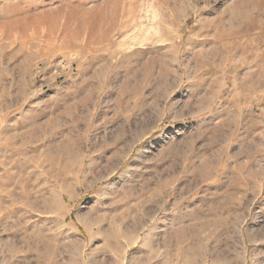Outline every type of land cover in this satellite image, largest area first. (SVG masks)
Wrapping results in <instances>:
<instances>
[{"label": "rangeland", "instance_id": "1", "mask_svg": "<svg viewBox=\"0 0 264 264\" xmlns=\"http://www.w3.org/2000/svg\"><path fill=\"white\" fill-rule=\"evenodd\" d=\"M232 1L0 0V264H264V36L204 29Z\"/></svg>", "mask_w": 264, "mask_h": 264}, {"label": "bare ground", "instance_id": "2", "mask_svg": "<svg viewBox=\"0 0 264 264\" xmlns=\"http://www.w3.org/2000/svg\"><path fill=\"white\" fill-rule=\"evenodd\" d=\"M232 7H229V9H227V12L225 13H222L217 16V19L213 22V18L212 20H208L205 25H204V29L205 28H210V30H212L211 26L214 27V23L216 24V29L213 28V32H211L212 34V40L213 42L216 41L217 42H220L219 44H221V48H223L222 50L224 51H227L229 50L230 48H240V38L243 37V36H248L249 32H251L253 29L255 28H259L260 29V33L258 32V34H256L255 38L253 41H260L261 40V37L264 36V23L262 24L260 21H259V17L260 16H263V17H260L262 19H264V0H235L234 2L232 1ZM231 4V3H230ZM125 5H120L119 7H116L115 8L116 10L113 12V15H114V20L109 22L108 23V27H106V30L104 32V34H102L101 36H105L106 37V34L108 33L109 34V31L114 29V27L117 25L116 22V14L120 15V20L122 19V17H124L126 15V8H124ZM174 9V8H173ZM177 9V8H175ZM180 10V9H179ZM222 11V10H221ZM226 11V10H225ZM224 12V10H223ZM217 13V15H218ZM36 18V17H34ZM103 18L104 17V14L101 12V11H98V12H95L94 15L88 17L87 21L86 22H83V18L81 19L80 18V21H81V29L80 31L82 32L81 34H84L86 35L87 37L89 38H93L94 41L97 39V35L95 32H98L97 29L99 28L100 26V23L103 22ZM21 19V18H20ZM18 20V19H17ZM35 20V19H34ZM37 20V19H36ZM35 20V21H36ZM119 20V21H120ZM19 21V20H18ZM11 22V21H10ZM15 24L13 25H10V24H7L8 26L10 25L11 27H14V26H17V23L15 21H13ZM26 22V21H25ZM9 23V22H8ZM37 23V22H36ZM34 23V24H36ZM12 24V23H11ZM24 24V23H23ZM21 24V25H23ZM204 24V23H203ZM28 25V24H27ZM20 27V26H18ZM203 27V26H202ZM5 28V27H3ZM22 28V27H21ZM7 29V28H6ZM8 29H11V28H8ZM13 29V28H12ZM78 29V28H77ZM155 32L158 33V28H154ZM209 30V29H207ZM207 30H205V32H208ZM262 30V31H261ZM2 31H4L2 29ZM22 31V29H21ZM78 31V30H77ZM16 32V31H15ZM9 33V31H8ZM20 33V32H19ZM22 33V32H21ZM75 33V31H74ZM160 33V31H159ZM252 33V32H251ZM72 35L70 36H64V38L66 37V40L70 41L72 44L74 45H79L82 40H79V37H82L83 36H77L79 35V31L78 33H71ZM23 35V34H22ZM110 35V34H109ZM206 35V34H205ZM252 35V34H250ZM17 36V35H16ZM136 37V36H134ZM29 38V37H28ZM81 39V38H80ZM107 39V38H106ZM205 40V39H204ZM209 39H207L208 41ZM211 40V39H210ZM31 41V40H30ZM67 41V42H68ZM206 41V40H205ZM249 41V40H248ZM26 41L25 40H21L19 42V51L22 49V48H25L26 45H27V42L25 43ZM70 43V44H71ZM82 44V43H81ZM91 44L92 43H89V44H83L82 46V51L84 52H89V51H92V48L91 47ZM204 44V43H203ZM218 44V43H217ZM247 44H252L251 42L250 43H247ZM28 46V45H27ZM252 46V45H251ZM67 47V46H66ZM218 47V46H217ZM29 48V46H28ZM36 48V47H35ZM242 48H245V47H242L241 46V50ZM250 48V47H249ZM251 48H254L253 46ZM175 49V48H174ZM28 49L26 48L25 51H27ZM32 50V49H31ZM232 51V50H231ZM250 51V50H249ZM16 52V51H15ZM28 52V51H27ZM239 53V52H238ZM241 53V52H240ZM227 54V53H226ZM78 56V55H77ZM45 57V55H44ZM257 57V56H256ZM15 58V57H14ZM238 59V58H237ZM44 60V59H42ZM208 60V59H207ZM214 60V59H213ZM260 60V59H259ZM209 61V60H208ZM237 62V61H236ZM208 64V63H207ZM238 64V63H237ZM25 65V64H24ZM210 65V64H209ZM208 65V66H209ZM99 67V66H98ZM246 68V67H245ZM251 68V67H249ZM248 69V67L246 68ZM264 73V72H263ZM261 73V74H263ZM213 74V73H212ZM260 74V75H261ZM259 76V75H258ZM240 79V78H239ZM263 80V78H262ZM252 86V85H251ZM236 87V86H235ZM244 87V86H243ZM247 86H245L246 88ZM245 92V91H244ZM243 97V96H242ZM208 98V97H207ZM234 107V106H233ZM245 115V114H244ZM87 121V120H86ZM40 132V131H39ZM40 134V133H39ZM1 138V137H0ZM264 138V137H263ZM3 141L5 142L6 145H11L13 143H11V139L10 137H5L3 138ZM34 162V161H33ZM229 162V161H228ZM239 162V161H238ZM26 209V208H25Z\"/></svg>", "mask_w": 264, "mask_h": 264}]
</instances>
